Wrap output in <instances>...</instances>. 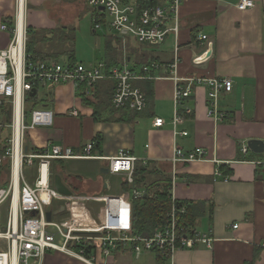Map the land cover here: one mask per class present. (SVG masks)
Here are the masks:
<instances>
[{"label":"crops","instance_id":"1","mask_svg":"<svg viewBox=\"0 0 264 264\" xmlns=\"http://www.w3.org/2000/svg\"><path fill=\"white\" fill-rule=\"evenodd\" d=\"M154 1L153 6H164L166 3L164 0ZM238 1L184 0L178 11L177 35L169 32L161 44L137 41V47H130L124 46V41L120 39L126 35L107 38L105 57L95 62L97 65L87 67L104 64L106 71L127 68L141 77L132 81V86L139 89L146 99V107L141 112L112 107L111 95L116 87L114 80H100L89 94L84 92L90 105L82 102L78 95L79 87L72 84L43 88L41 95L39 91L34 95L37 96L38 105L33 110L42 108L51 111L53 123L48 128L27 131L26 148L39 150L51 143L82 155L86 146L92 144L90 155L95 159L64 161L87 163L82 164L81 170L73 169L74 176H65V182L62 183L71 192L70 196L71 190H75L78 200L94 202L103 211L106 201L119 197L124 199L125 206L119 215L125 222L128 218V226L132 230V194L134 190L144 193V189L141 182L128 185L124 174H110L108 159L121 154L137 159L134 164L137 172L142 166L147 172L152 171L153 174L142 175L146 178L144 183L160 182L162 187L164 179H169L172 207L174 205L185 212L184 207L176 202L204 204L200 207L203 215L195 220L192 234L211 237V247L198 243L193 248H180L174 251L168 261L154 253L151 264H264V153H253L246 144L249 140L264 142V0H251L254 7L245 11L235 7ZM47 2L27 1L26 27L40 30L53 29L58 25L49 16ZM121 2L124 6L133 7L137 13L145 9L144 6L139 8V0ZM83 5L85 9L84 2ZM94 12L93 33L103 26L109 32H114L111 23H106L103 18L104 12ZM15 14V0H0V50L7 48L11 38V33L2 30L1 26L5 24L12 30ZM97 19H101L103 24L95 29ZM164 24L166 29L173 28V17L169 15ZM201 35L207 37L208 43H212V51L206 63L195 65L193 59L207 45V42L199 40ZM55 44L59 52H52L54 57L52 54L44 55L42 51L41 62L58 63L59 57L63 55L67 58L65 64H78L71 61L74 57L70 59L66 52L71 50L68 42ZM108 45L114 52L111 56L107 53ZM72 48L74 51V42ZM175 59L177 65L172 73L169 66ZM141 66L150 70L142 74ZM174 78L181 80L179 85L183 89H191L190 96L182 98L178 107L174 99ZM197 78L229 79L233 87L229 93L222 92L215 106L211 107L208 88L195 82ZM27 98H30L29 95ZM26 99L24 112L29 122L32 110L26 106ZM1 102L10 103L9 100L0 99ZM209 109L216 111L218 119L208 116ZM174 117L180 119L175 128L171 124ZM156 118L163 119L165 125L154 128L152 123ZM2 119L0 116V148L5 147L9 138L8 134L3 136V130L11 123L5 125ZM174 131L187 135H174ZM244 146L247 148L246 154L242 152ZM174 148L185 155L202 149L204 160L172 164L170 161ZM58 167L56 163L59 171ZM83 169H89L90 174L86 173L84 177L81 172ZM4 173L7 176L1 182ZM56 175L50 168V184L58 193L54 188ZM140 178L141 175L136 180ZM113 180L119 182L118 189L112 188L110 183ZM8 181L9 168L6 166L0 170V187L7 185ZM46 208H49L47 210L52 220L51 209L48 206ZM2 214L4 218L3 211ZM234 225L237 227L233 228ZM141 255L136 257L130 246L121 245L111 253L110 260L113 264H132V259L139 261ZM42 264L83 263L59 253L48 252Z\"/></svg>","mask_w":264,"mask_h":264},{"label":"built area","instance_id":"2","mask_svg":"<svg viewBox=\"0 0 264 264\" xmlns=\"http://www.w3.org/2000/svg\"><path fill=\"white\" fill-rule=\"evenodd\" d=\"M27 1L15 0L16 14L12 30L5 24L1 26L2 30L11 33V38L7 48L0 50V99L12 103L13 115L8 125L10 136L6 141L4 153L0 154V170L6 166L9 168V181L7 185L0 187V264H42L48 252L65 255L83 264H113L110 255L121 245L130 246L136 257L144 252H151L168 261L174 251L180 248H193L198 243L210 248L213 242L211 237L190 234L177 225L176 215L178 211L184 213V210L175 208L174 205L165 223L160 225L151 236L134 234L128 226V218L125 222L119 215L121 207L113 214L115 218L111 227L81 230L72 225L62 226L53 220L47 221L48 210L41 203L38 194L40 191H45L53 197L57 195L50 184V168L53 162L95 159V157L90 155L92 144L86 146L82 155L51 143L43 149L30 150L28 147L25 151L27 131L48 128L53 123L52 112L42 108L32 110L27 122L24 112L27 95L33 89L39 91L60 84H72L76 88L84 87L85 94H89L95 83L106 79L116 82L111 98L114 109L141 112L146 107V99L139 89L132 86V81L141 77L127 68L106 71L104 64L88 68L82 64L61 65L56 62L34 63L28 60L25 52ZM164 1H166L164 6H150L140 10L139 13L133 7L124 6L121 0H87V6L97 12L103 9L104 14L107 13L112 18L111 28L114 32L131 35L139 43L161 44L169 32L177 35L178 11L184 0ZM235 7L245 11L253 8L254 3L251 0H239ZM169 15L173 17L175 25L171 29H166L164 22ZM20 20H22L21 31H19ZM99 21L101 19L95 22V29L100 27ZM199 40L207 42V37L201 35ZM211 51L212 43L207 42L206 49L193 59V63L195 65L206 63ZM176 65L177 59L169 66L172 73ZM149 70L148 67L143 69L145 73ZM180 81L174 78L176 86L174 99L177 107L182 98H187L191 94L189 87L183 89L179 85ZM194 81L208 88L207 96L211 107L215 106L222 92L229 93L233 87L229 79L197 78ZM208 116L214 119L219 117L214 109H209ZM179 122V117H174L171 124L175 128ZM164 125V120L160 118H156L152 123L154 128H161ZM173 134L187 135L185 132L177 131ZM242 152L247 153L246 146L242 148ZM204 155L202 149H196L194 153L185 155L178 148H174L170 162L177 164L203 161ZM108 161L110 174H124L126 183L133 184L132 176L137 159L119 154L117 157L109 158ZM33 167L37 169V176L34 184H29L24 170ZM132 196L133 199H139L142 197V192L134 190ZM3 210L6 212L5 218H3ZM236 227L237 225L233 226Z\"/></svg>","mask_w":264,"mask_h":264},{"label":"rangeland","instance_id":"3","mask_svg":"<svg viewBox=\"0 0 264 264\" xmlns=\"http://www.w3.org/2000/svg\"><path fill=\"white\" fill-rule=\"evenodd\" d=\"M83 2L85 3V9ZM86 3L87 0H48L47 9L49 11V16L58 24L56 25V27H62L63 29H66L64 35L68 36L69 33H67V30L75 28V32L73 33V38L75 37L74 61H76V63L78 64L82 63L87 67L90 65H97L95 62H98L105 57L107 38L109 36L116 38L120 34L113 31L109 32L106 28H103L104 26L96 31V33H93L92 23L96 16V13L94 12L96 10L89 6L87 7ZM102 16L105 19L106 23L112 22V18L107 13L102 14ZM99 22L103 24L101 21ZM120 39L124 41V46H138L136 38L131 35L120 37ZM113 40L114 44H116L114 38ZM119 46L122 47V44L120 43ZM57 47L58 45H56L55 43L48 44L47 46L42 45V51L44 55H50L55 50H58L56 49ZM66 62L67 58L65 56L62 55L59 57V64L63 65ZM38 94H42V89H39ZM3 132V136H5V134H8L10 136L9 126H7L3 130ZM56 163L57 166L60 167L59 171L56 168ZM82 164L87 163L58 161L52 164L51 171L53 175L59 174L62 178V182L64 183L65 176H74L75 173H73V169L76 168L77 170H81L80 168H83ZM35 170V167H33L32 169L24 170V175L26 176L27 182L29 184H34L35 182V178L37 176ZM81 172L83 173V176H86V173L88 175L90 174L89 169H83V171ZM6 176V173H4L1 182H4V178L6 179ZM110 184L112 185L113 189L119 188L118 181L113 180ZM71 191L72 196H64L57 193V195L53 197L45 191H40L38 194L41 203L44 206L50 207L53 222L59 223L62 226L72 225L74 228H78L81 230H90L93 229L96 225H102L104 223V227H111L112 220L115 218L113 214L117 212V208H124V206L120 202L124 204L125 200L119 197L112 198V201L104 203L105 206L103 211V208L97 207V205L95 206L94 202L90 203L85 200H78L76 198V195H78L77 191ZM105 200L107 199L105 198ZM60 209H63V211H60ZM3 212L5 218L6 212L4 210ZM148 253L149 254H142L139 261L135 262L132 259V264H151L152 259L154 261L155 258L154 253Z\"/></svg>","mask_w":264,"mask_h":264},{"label":"trees","instance_id":"4","mask_svg":"<svg viewBox=\"0 0 264 264\" xmlns=\"http://www.w3.org/2000/svg\"><path fill=\"white\" fill-rule=\"evenodd\" d=\"M139 8L142 6L150 7L155 4L154 0H139ZM61 28V29H60ZM26 43H25V52L26 57L28 60L36 63L43 59V53L41 45H48L51 43H61L65 44L68 42L70 44L71 50L66 51L69 55L70 59L74 57V51L72 50L73 42L75 37L73 38V33L75 29L67 30L69 35H64L66 29L62 27H55L53 29H40L36 30L31 27H26ZM57 35V37H56ZM63 46V45H61ZM108 55H113V50L107 47ZM54 57L55 55L52 54ZM56 59V58H55ZM69 59V60H70ZM74 61V60H71ZM145 67V66H144ZM143 66L140 67L142 74H144ZM133 72V71H132ZM134 73V72H133ZM84 87L78 88V95L82 98V102L86 105H90L89 101L85 98L84 94ZM108 93V92H107ZM109 94V93H108ZM110 96V95H108ZM112 96V95H111ZM110 96V97H111ZM98 101L102 102V99L97 98ZM29 106L30 110H33L38 105L37 96H33L26 99V106ZM95 115V111H94ZM0 116L3 118V122L5 125L9 124L11 121L12 116V105L10 103L1 102L0 104ZM2 128V127H1ZM1 131V129H0ZM5 147L0 148V154L4 153ZM57 162V161H56ZM142 168L139 172L136 171L134 167L133 171V183L143 184L142 188L144 189V193H142V197L139 199L132 200V207H131V223H132V230L134 234L143 236H151L154 231L162 224L165 223L167 215L171 211V198H170V183L169 179H164V184L162 187L160 186V182H152V183H144L146 182V178L142 177L143 174H153L152 171L147 172L146 168ZM141 175L140 179H137V176ZM156 187V189H154ZM160 187V188H159ZM176 202V201H175ZM184 207L185 212L181 213L178 211L177 217V225L180 228L185 229L188 233L192 234L194 227H195V220L198 216H201L202 212H200V207L204 206L203 203H197L196 205L192 204L191 202H183L178 203ZM158 257V255H157ZM161 261V260H160ZM245 264H254L253 262H248Z\"/></svg>","mask_w":264,"mask_h":264},{"label":"water","instance_id":"5","mask_svg":"<svg viewBox=\"0 0 264 264\" xmlns=\"http://www.w3.org/2000/svg\"><path fill=\"white\" fill-rule=\"evenodd\" d=\"M103 11V9H100ZM36 94V90L33 89L28 95L29 97H33ZM247 148L252 151L253 153L256 154H262L264 153V142L262 141H258V140H249L247 141ZM25 151H27V148H25ZM103 172V171H101ZM105 173H107V171H104ZM54 188L57 190V192L61 195L64 196H70L71 192L66 188V186L62 183L61 178L56 175L54 177ZM49 210V208H47ZM47 221H50L51 219V213L48 211L47 212Z\"/></svg>","mask_w":264,"mask_h":264},{"label":"bare ground","instance_id":"6","mask_svg":"<svg viewBox=\"0 0 264 264\" xmlns=\"http://www.w3.org/2000/svg\"><path fill=\"white\" fill-rule=\"evenodd\" d=\"M21 24H22V20H20V26H19V31H21ZM2 63V62H1Z\"/></svg>","mask_w":264,"mask_h":264}]
</instances>
